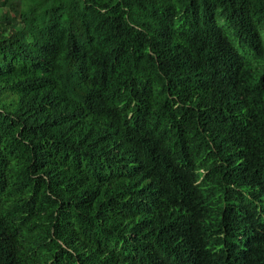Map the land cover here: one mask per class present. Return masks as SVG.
Here are the masks:
<instances>
[{
    "label": "trees",
    "instance_id": "obj_1",
    "mask_svg": "<svg viewBox=\"0 0 264 264\" xmlns=\"http://www.w3.org/2000/svg\"><path fill=\"white\" fill-rule=\"evenodd\" d=\"M0 264H264V0H0Z\"/></svg>",
    "mask_w": 264,
    "mask_h": 264
}]
</instances>
